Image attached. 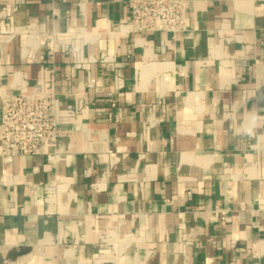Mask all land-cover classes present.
Listing matches in <instances>:
<instances>
[{
  "label": "crops",
  "instance_id": "0c3cea01",
  "mask_svg": "<svg viewBox=\"0 0 264 264\" xmlns=\"http://www.w3.org/2000/svg\"><path fill=\"white\" fill-rule=\"evenodd\" d=\"M130 15L0 0V89L81 106L56 157L0 156V264H264V0Z\"/></svg>",
  "mask_w": 264,
  "mask_h": 264
},
{
  "label": "built area",
  "instance_id": "2783aa9c",
  "mask_svg": "<svg viewBox=\"0 0 264 264\" xmlns=\"http://www.w3.org/2000/svg\"><path fill=\"white\" fill-rule=\"evenodd\" d=\"M190 0H130L133 33H184L188 30ZM81 106L64 108L56 93L37 84L30 92L8 93L0 89V156L56 157L59 126L75 121ZM221 213V221H224ZM2 264H9L4 260Z\"/></svg>",
  "mask_w": 264,
  "mask_h": 264
}]
</instances>
